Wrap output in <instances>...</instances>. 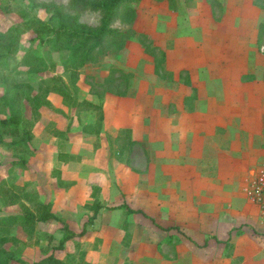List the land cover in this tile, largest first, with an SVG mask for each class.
<instances>
[{
  "label": "crops",
  "instance_id": "obj_1",
  "mask_svg": "<svg viewBox=\"0 0 264 264\" xmlns=\"http://www.w3.org/2000/svg\"><path fill=\"white\" fill-rule=\"evenodd\" d=\"M218 1L221 5L229 2L232 7H238L239 15L233 19L226 17L217 25L208 26V32L194 31L201 25L196 19L192 22V27L191 24L186 23L185 26L178 23L176 33L167 32L166 39L174 42L173 49L163 50L165 69L172 73H167L169 78L158 79L152 65V57L144 53L147 58L143 60L148 62L147 66L141 67V72L137 74L136 70H130L133 77L128 83L125 96L119 95L120 98L114 96L117 94L105 95V97L101 94L87 96V92L78 95L79 91H77L78 103L87 102L101 107L103 118L99 131L95 128L97 124L95 111L73 107L65 104L57 94H48L46 97L50 104L46 107L48 112L41 111L46 110L41 108L31 129V143H34L32 154L25 158L24 167H14L9 173L4 172L5 166L0 165L2 176L0 184L6 182L5 189L12 185L23 189V193L33 194L30 201H22L29 209L36 202L50 203L51 212L62 217L72 232L71 219H76L78 215L83 228L87 222L88 208L94 201L104 203V200H107L106 193H111L113 196L114 190L116 193L119 191L121 182L119 172L121 164L125 161L122 159L119 141L116 140L117 137L124 135L125 130H129L130 139L134 142L133 148L136 144L141 145L142 151L147 156L145 160L149 162L148 168L152 170L154 167L153 169L158 170L156 175L161 185L169 182V177L166 175L169 167L175 168L176 179L181 178L182 185L194 186L201 179L200 177L209 178L207 184L218 185L217 189L212 190L211 187L205 191L203 187L201 190L192 188L186 191L191 193L201 191L199 200L209 203L237 198V188H234V185L237 180H242L240 184L242 201L239 202L253 208L249 214L245 212L252 232L248 229L249 233L246 231L243 234L244 241L237 244V250L232 257L226 260L207 257V263L213 264L219 261V264L222 262L229 264L234 258L239 264H264V236L259 237L260 231L264 233V216L242 193L243 186L264 163V68L257 74V58L247 48L259 40V28L264 25V17L257 18L253 23L246 22L250 26L249 31L246 32L245 29H239V24L244 22L242 18L236 19L244 14L243 10L239 11L240 2L243 0ZM255 7L250 2L247 9L253 13L252 11H257ZM189 29L192 31H187ZM248 40L252 44H249ZM195 41L201 43L209 41L207 43L212 42V45L210 44L208 49H204L199 44L194 45L195 48H190ZM172 57L175 60L173 63H171ZM181 71L188 72L190 83L185 85L181 81ZM80 77L76 83L77 89L80 88ZM109 138L112 140L116 138L113 141L117 146L116 149L109 143ZM90 139H94V143ZM52 141L59 142L57 145L59 152L55 150L56 145ZM86 142L88 143L84 145ZM84 149L91 150L92 155L98 157V161L89 164L83 161V152L80 151ZM84 163L87 165L83 166ZM162 170H164L163 174L160 172ZM109 172L111 177L106 182L105 175L109 178ZM95 175L96 181H93ZM113 176H116L115 180ZM11 177H15V183L11 182ZM144 190L149 194L152 193L151 188L147 187ZM186 192H180L175 198ZM190 199L192 200V197ZM104 204L109 207L117 206ZM214 206V210H217V205ZM103 211H122L127 217L140 216L149 221L150 225H155L165 232L168 239L180 234L188 242L191 239L199 245L204 244L200 247L190 242L198 249H210L215 247L218 241L228 240L229 236L226 239L223 236L229 234L231 228L223 230L227 223L224 219L233 213L204 214L202 223L206 227L211 226L208 231L213 235L206 236L201 241L185 234L177 225L160 226L152 215L144 211L142 212L146 216L126 214L124 209H101L97 216L99 217L100 212ZM0 212V216H7L20 214L21 210L19 205L4 206L0 197ZM2 212L15 213L2 215ZM193 213L196 219L200 217L199 212H191V216ZM176 214L179 216L180 212ZM208 216L211 218H206ZM52 224L59 225L55 222L37 223L35 232ZM88 227L93 225L87 226L86 229ZM13 228L21 230L20 227L10 229ZM44 234L51 235L46 232ZM59 234V238L51 236L59 240L62 237L60 231ZM230 236L234 237V234L231 233ZM40 242L43 241H39L38 244ZM71 242L79 243L74 238L65 246ZM21 259L26 264L33 263L26 262L22 255ZM91 263L93 264L90 261V254L85 255L81 262V264Z\"/></svg>",
  "mask_w": 264,
  "mask_h": 264
},
{
  "label": "rangeland",
  "instance_id": "obj_2",
  "mask_svg": "<svg viewBox=\"0 0 264 264\" xmlns=\"http://www.w3.org/2000/svg\"><path fill=\"white\" fill-rule=\"evenodd\" d=\"M68 2L69 0H0V30L6 32L8 28L22 23L23 19L20 17L21 12H26L29 17L38 18L50 26H57L58 23L53 18L56 9L64 11L67 15L76 17L80 25L96 27L99 24L101 18L99 13L89 10H70L68 9ZM250 2L251 5L253 3L256 6L257 11H252L253 13L248 11L247 7H249ZM239 6V11L243 10L244 12L241 17L236 18H242L244 21L241 25L239 24V29H245L247 32L250 26L246 22L253 23L257 21V18L264 17V0H243ZM126 9H128L127 11H133V15L131 13L126 14L127 12L124 15ZM238 15V7H232L229 2L221 5L218 0H140L137 3L124 5L121 7L118 17L112 25V28L126 33L129 37L123 48L125 49L124 52L123 49L114 52L110 43H103L101 52H105L104 55L99 53L96 62L85 66L80 71L81 77L79 82L80 88L77 89L79 91L78 95L86 94L85 92H87V96H98L99 94L103 97L105 95L112 96L113 94H117L114 96H125L128 83L133 77L130 70H136V74L141 72L140 68L146 67L148 63L143 60L146 57L144 53L148 54L147 51L152 50V53L148 55L152 57V65H154L155 71V65L158 66L162 60L161 53L164 54L163 50L173 49L172 44L174 42L166 39V34L170 31L176 33L178 30L177 27H179L178 23L185 26L186 23L191 24L190 26L192 27V22L196 19L201 25L199 28L196 27L194 31L208 32V26H215L226 17L233 19ZM187 31L192 30L189 29ZM258 34L260 38L256 44L253 45L248 40V43H251L252 46H247L257 58V74L264 68V25L259 28ZM33 38L32 33L21 36L18 57L8 58L7 62L9 66L0 68V96L4 92L10 91L7 89V86H11L15 80L23 86L22 89L25 92L29 91L32 95L41 94L50 86L48 77L53 75L47 72L45 74L29 73L24 66L23 59L26 57V54H29L44 58L48 64L52 62L60 64V61L67 56V52L63 51L60 54H51L49 56L47 49ZM207 42H192L190 48H195L194 45L199 44L204 49H208V46L210 44L212 45V42ZM179 43L181 42L179 41ZM3 52L4 50L0 48V54ZM164 61L161 63V66H158V75L155 74L158 79L159 74L160 78L165 77V79L169 78L167 73L172 74L165 69ZM173 62L175 60L172 57L171 63ZM3 64L4 62H2L1 66ZM109 69H115L118 72L113 74L112 79L104 81V78L109 73ZM55 71L57 74L62 75L65 82L68 81L67 75L60 66L56 67ZM180 79L184 84L190 83L187 71L180 72ZM156 89L158 90V87ZM70 93L74 95L73 90H70ZM18 107L20 116L31 121L32 115L29 104L22 101ZM43 108L46 109V107ZM2 111L0 107V113ZM41 111L48 112L47 109ZM9 113L6 111L7 116ZM2 117V114H0V118ZM96 129L98 130L99 127L97 126ZM0 139L2 140V144H0V165L5 166L4 172L6 173L14 169V166L12 167L13 163L19 164L33 152L32 148L34 146L32 144L34 143H31L32 139L27 143V149L22 147V153L9 152L6 149L4 144L12 141L10 137L0 135ZM90 140L94 143V139ZM114 140L109 138V143L116 149L115 147L117 146L113 142ZM52 142L56 145H54L55 150L59 152V146H57L59 142ZM87 143H84V145ZM86 149L80 151L83 152V161H87L88 164L94 161L96 163L98 157L93 156L91 150L87 151ZM127 149L129 147H125L122 153V159L125 162L121 164L122 167L119 172L121 181L119 191L116 193L114 190L113 196L111 193H106L105 198L107 200H104V203L118 205L125 202L134 209H141L147 214L152 215L160 226L168 227L177 225L185 234L194 236L197 240L201 241L206 236L213 235L212 232L208 231L211 226L206 227L202 223L204 214H208L209 212H233L230 214V217L225 218L222 216L227 221L223 230L231 228L230 233L225 234L223 237L226 239L229 236V238L226 241H218L217 245L213 248L198 249V247L185 240L180 234L168 239V235L165 232L161 231L155 225H150L149 221H146L140 216L127 217L124 216V212L122 211H103L100 212L99 217L97 216L98 219H95L96 222L93 223V227L86 229L85 235L75 238V241L79 242L80 250H84L86 256L90 254V261L93 264H208L207 257H218V259L222 258V260L232 257L237 250V244L244 241L243 234L246 231L249 233L248 229L252 232L245 212L249 214V212L253 211V208L239 202L242 201L240 198V189L242 186L240 184L242 180H237L234 185V188H237V198L231 201L222 199L215 202L210 201L209 203L208 201L202 202L199 200L201 191L199 193L198 191L192 193L186 191L192 188L201 190L203 187L205 191L211 189V187H213L212 190L217 189L218 185L211 186L207 184V179L209 178L200 177L201 179L194 186L182 185V179H176L175 168L169 167L166 170L169 182L166 185H161L158 183V170L153 169L154 167L152 170L148 168L149 162H146L147 156L142 151L141 145L136 144L134 148L131 146L130 151H127ZM126 161L130 163L128 164ZM80 162L82 163V159ZM82 165L86 166L87 163ZM163 171L160 172L163 174ZM0 177H2L1 174ZM97 177L99 178L100 176L97 174ZM105 177V181H109L111 173L109 172V178H107V175ZM11 178V182L15 183V177ZM115 179L116 176H113V180ZM170 179L172 180L170 181ZM92 180L96 181V175ZM4 187H7L6 182L0 184V188ZM147 187L149 189L151 188L152 193L149 194V192L144 190ZM180 192L186 193L175 198ZM191 197L192 200L190 199ZM215 204L217 205V210H214ZM207 207L208 210L205 211ZM176 212H180V215L176 216ZM191 212H199L200 217L196 219L194 213L191 216ZM3 213L7 215L15 212H2V215ZM68 213L73 214V212ZM206 218L211 217L208 216ZM83 219L86 220V218ZM71 220H73L72 225H70L73 232L79 234L83 225L82 221L78 219V215L76 219L73 218ZM147 227L149 228L147 229ZM59 228V225L52 224L49 227L44 226L38 231H34L33 234H25L20 229L6 228L0 229V234L4 235L8 233L9 235L20 238L22 245L18 246L17 249L13 246H6V248L15 249V253H18L20 256L22 255L26 262L31 263L51 252V246L49 247L48 245L47 247L45 245L46 242L43 241L38 244L39 241H42L40 233L43 232L44 234L46 232L55 238H59ZM126 232L129 234L127 241L124 238ZM231 233L234 234V237L230 236ZM260 236H264V233H261V231ZM39 245L42 247H39ZM78 252L71 242L65 246L64 251H56L55 255L58 258L65 259L68 264H76L79 261ZM213 264H219V261ZM229 264H239V262L233 258Z\"/></svg>",
  "mask_w": 264,
  "mask_h": 264
},
{
  "label": "trees",
  "instance_id": "obj_3",
  "mask_svg": "<svg viewBox=\"0 0 264 264\" xmlns=\"http://www.w3.org/2000/svg\"><path fill=\"white\" fill-rule=\"evenodd\" d=\"M140 0H69L68 9L73 11L89 10L91 12H97L101 15L99 24L96 27H87L78 24L77 18L67 15L64 11L56 9L53 18L57 21V26H50L42 20L29 17L26 12H21L20 17L23 19L22 23L17 24L14 27L8 28L6 32L0 30V48L4 50L0 54V68L8 67L7 59L10 57H16L19 52L20 38L24 34L32 33L36 41L44 46L48 55L60 54L63 51L67 52V56L60 61V64L52 62L48 64L42 57H36L26 54L24 60V66L29 73H49L53 76L48 77L50 86L46 88L41 94L32 95L29 91H24L21 84L17 80L11 86H7L10 90L2 96H0V107L2 108V118H0V135L8 136L12 141L8 144H4L9 152H23V148L27 149V143L31 141V129L34 121L39 116V110L43 107H49V102L46 97L50 93L57 94L62 98L65 104L73 107H81L88 111H95L97 113V125H100L102 121V110L100 106H95L87 102L78 103L76 101L77 87L76 83L80 77V71L87 65L96 62V58L99 53L104 55L105 52H101L103 49V43H110L114 52L121 51L127 43L129 37L126 33L118 29L112 28V25L121 7L124 5L137 3ZM126 11V14L133 15V11ZM152 50H148L147 53L151 54ZM162 60L158 66L164 61V54L161 53ZM2 62L4 64L1 66ZM60 66L63 72L67 75L68 81L65 82L62 75L56 74V67ZM158 66L155 65V74L158 75ZM160 68V67H159ZM118 72L115 69L110 70L104 78V81L113 78V74ZM162 77V76H161ZM160 78V74H159ZM165 78V77H162ZM161 78V79H162ZM264 80V73H263ZM12 90V91H11ZM73 90L74 95L70 93ZM24 101L29 104L31 111V121L20 116V110L18 105ZM7 112H10L7 116ZM35 116V117H33ZM95 127V128H96ZM97 130V129H96ZM98 131V130H97ZM119 141L121 152L123 153L125 147H129L127 151L131 150L134 142L130 139V131L125 130L124 135L117 137ZM0 144L2 140L0 139ZM128 164L130 162L126 161ZM25 159L18 163H13L12 167H24ZM33 194L23 193V189L16 186H9L7 189L0 188V197L2 204L5 205H19L21 213L7 216H0V229H8L12 227H20L25 234H33L35 231V225L40 222L48 223L55 222L60 225V233L62 237L57 240L51 235L41 234V240L47 242L51 252L44 255L41 259L33 262L32 264H68L66 261L55 256L54 252L63 251L67 242L73 241L78 236H83L86 233V227L93 225L97 215L101 209L117 210L124 209L126 214H141L146 216L140 210H134L129 208L125 203H121L117 206L109 207L104 203L94 201V203L88 208V220L84 224L81 232L75 234L69 230L65 220L57 214L51 212V204H42L39 202L34 203L33 207L29 209L22 201H30ZM152 220V219H151ZM153 221V220H152ZM154 223V221H153ZM162 230L169 231V229L161 228ZM125 241L129 239V234L126 232ZM196 246H204L197 244L190 239ZM6 245H10L17 249L22 245V242L16 237L7 234H0V264H26L18 253L14 250H7ZM74 248L78 250V264L83 262L85 252L80 251V245L74 243Z\"/></svg>",
  "mask_w": 264,
  "mask_h": 264
},
{
  "label": "built area",
  "instance_id": "obj_4",
  "mask_svg": "<svg viewBox=\"0 0 264 264\" xmlns=\"http://www.w3.org/2000/svg\"><path fill=\"white\" fill-rule=\"evenodd\" d=\"M242 193L248 202L258 208L264 216V163L256 170L250 180L243 186Z\"/></svg>",
  "mask_w": 264,
  "mask_h": 264
}]
</instances>
